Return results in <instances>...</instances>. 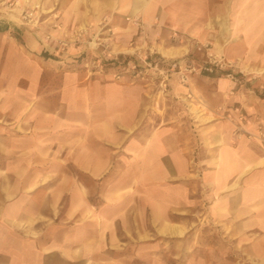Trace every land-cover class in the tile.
Masks as SVG:
<instances>
[{
	"label": "crops",
	"instance_id": "1",
	"mask_svg": "<svg viewBox=\"0 0 264 264\" xmlns=\"http://www.w3.org/2000/svg\"><path fill=\"white\" fill-rule=\"evenodd\" d=\"M31 3L40 26L182 33L236 77L188 74L155 113L154 78L49 71L23 51L33 28L2 15L0 38L25 33L3 44L9 60L26 65L0 80V264H264V148L247 136L264 129V0ZM193 90L230 111L197 137L174 97Z\"/></svg>",
	"mask_w": 264,
	"mask_h": 264
},
{
	"label": "rangeland",
	"instance_id": "2",
	"mask_svg": "<svg viewBox=\"0 0 264 264\" xmlns=\"http://www.w3.org/2000/svg\"><path fill=\"white\" fill-rule=\"evenodd\" d=\"M41 11L39 4L34 5L31 0H0V23L4 20L2 15L17 13L19 23H25L33 28L28 34L34 37L36 46L23 51L33 57L48 58L49 71L81 70L90 74H111L115 78L127 75L132 80L143 81L154 78L153 87L157 93L153 108L155 113L166 114L167 95L175 87V83L185 84L188 74L225 72L224 74L231 78L236 77L231 67L224 65L210 53L209 43L207 45L190 42L182 33L142 32L139 42L135 41V38L123 42L118 33L103 26L102 29L98 28L95 31L87 30V26L84 25L73 30L55 25L40 26L43 18ZM24 34L22 31L12 30L0 38L1 83L4 76L13 71L14 66L20 67L18 70L20 71L26 65L15 58L9 60L8 47L3 46L5 41L14 37L23 43ZM172 47L178 48L181 54L171 57L162 53L163 49ZM170 79H173V82ZM174 97L185 106L186 113L179 110L181 117L194 121L191 129L196 137L199 136V125L203 124L204 120L223 119L225 116L230 119V111L218 113L216 108L212 107L213 103L198 90L189 91L183 97L179 95ZM231 108L233 135L240 137L246 132L241 124L245 120V114L236 105H231ZM247 136L258 141L264 148V129L257 127L255 133H247ZM194 147L197 149V146Z\"/></svg>",
	"mask_w": 264,
	"mask_h": 264
},
{
	"label": "bare ground",
	"instance_id": "3",
	"mask_svg": "<svg viewBox=\"0 0 264 264\" xmlns=\"http://www.w3.org/2000/svg\"><path fill=\"white\" fill-rule=\"evenodd\" d=\"M32 2H33V0H32ZM35 3V2H34ZM17 14V13H16ZM183 50V49H182ZM184 51V50H183ZM162 53L164 54V55H168V56H174V55H176V54H178V53H180V51H179V49L178 48H170V49H163L162 50ZM181 54V53H180Z\"/></svg>",
	"mask_w": 264,
	"mask_h": 264
}]
</instances>
